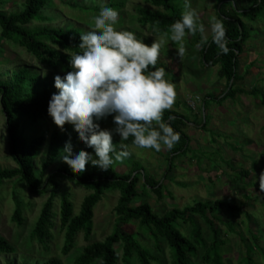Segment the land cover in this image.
I'll return each mask as SVG.
<instances>
[{"label":"rangeland","instance_id":"obj_1","mask_svg":"<svg viewBox=\"0 0 264 264\" xmlns=\"http://www.w3.org/2000/svg\"><path fill=\"white\" fill-rule=\"evenodd\" d=\"M25 0H0V12L6 14L21 13ZM108 1L123 2V7L118 10L119 21L115 25L118 30H129L143 36L147 44L151 45L157 38H164L167 43L161 49L159 62L167 71L166 78L175 84L177 107L172 109L186 118L189 122L183 129L188 138L187 151L173 159V168L163 179L170 158L169 149L162 148L157 152L154 149H143L136 146H124L119 134H113V143L117 151L127 150L131 155L123 161H116L112 167L117 174H128L133 169H142L147 176L156 181H163V198L157 200L154 192L147 189L143 195L136 197L135 206L147 202L154 212L163 215L177 208L182 209L193 205L196 201L224 200L231 205L239 206L249 217L240 216L231 219L224 209L215 213L220 219L214 221V226L221 230L222 238L226 241L223 247L225 264H243L247 255V247L258 242L264 249V190L259 187V175L264 172V109L258 98L249 95H238L234 99H227L222 103L208 101L209 98L221 95L225 91L226 82L221 79L218 65H204L191 36L187 35L183 41L186 53L181 59L177 52L179 42L171 41L170 34L157 35L155 31L141 27L136 18L137 7L151 8L142 0H48L47 6L41 14L46 19L42 22H33V27H59L78 28L82 32L95 30L94 17L98 12L85 13L80 7H98L101 9ZM183 12L184 0H172ZM217 0H191V6L199 16V21L205 25L208 39L212 37L210 21L218 17L216 9ZM152 9V8H151ZM250 33V39L244 44L243 53L238 57L237 69L242 79L236 83L246 91L253 87L260 92L264 89V15L256 21L243 19ZM199 33V32H198ZM200 34V33H199ZM201 35V34H200ZM27 70L32 76L39 79L51 78L54 75L64 74L54 71L37 63L33 57L26 54L12 42H4L0 37V81L6 82L12 73ZM30 78L28 77L27 80ZM203 100L206 107L203 108ZM110 118V119H109ZM206 121L203 126L202 122ZM18 132L28 143L37 136L51 134L56 126L52 119L41 118L32 122L27 118L17 116ZM101 128H114L113 116L99 121ZM73 144V153L82 149L85 144L78 137L72 124L66 123L63 128ZM121 145L124 146L121 149ZM47 142L41 148L35 159L37 172L45 158ZM62 153V151H61ZM61 153L46 174L54 172L65 162ZM91 153L95 155L92 148ZM16 163L9 153L8 138L5 127L4 115L0 105V168H15ZM104 172L99 166L88 164V174ZM250 172L249 177L241 175V171ZM141 174V173H140ZM133 175V173H132ZM62 191H68L73 212L77 215L80 211L82 199L88 192L83 186L75 182L59 179ZM144 179L139 177L136 189L142 192ZM166 191L170 195L166 194ZM13 193L20 201L24 222L16 226L11 221L15 203ZM48 193L30 195L26 187L18 179L3 180L0 183V236L6 239L16 250L14 254H0V264H21L23 260L29 264L44 261L49 257H57L64 264H71L77 255L88 243L102 241L111 232L116 223L114 207L118 201L117 191L107 190L101 201L94 208L93 232L89 242L82 234L76 239L74 249L67 256L60 255L63 234L60 232L58 217L53 219L54 228L49 242V253L46 254L36 244L30 243V233L38 216L40 208ZM60 199H54L52 212L59 215ZM223 221V222H221ZM229 222L233 231H229L224 222ZM133 222V223H132ZM120 226V230L133 235L142 245L150 250L159 262L153 264H171L170 252L165 243H160L162 253H156L154 243L146 235V228L139 222ZM197 224L206 242H209L210 233L207 226L200 219ZM178 228L177 225H175ZM190 228L185 226L184 232L188 234ZM182 232V231H181ZM183 233V232H182ZM208 244V243H207ZM121 255V251H119ZM250 257L254 264H264L257 248L253 249ZM135 259V258H134ZM200 264L199 260L197 261ZM118 264H122L119 260ZM136 264V260L132 261Z\"/></svg>","mask_w":264,"mask_h":264},{"label":"trees","instance_id":"obj_2","mask_svg":"<svg viewBox=\"0 0 264 264\" xmlns=\"http://www.w3.org/2000/svg\"><path fill=\"white\" fill-rule=\"evenodd\" d=\"M142 2L152 9L137 7L136 20L138 24L143 28L147 27L155 31L157 35L170 34V25L180 19L182 15L179 7L172 0H142ZM47 4L48 0H25L21 13L0 12V37L4 42L14 43L33 57L37 63L65 75L72 70L71 55L82 51L79 44L81 42L80 35L84 32L78 28L65 29L47 26L31 28L33 22L46 20L41 11ZM106 5L120 10L124 4L123 2L108 1ZM80 9L86 14L96 13L100 10L98 7H80ZM216 9L219 19L223 21L227 30L230 51L223 54L212 41V37L208 39V43L199 47L203 64L218 65V74L226 82L225 91L219 96L209 98L208 101L222 103L227 99H234L238 95H249L258 98L264 109V89L260 92L254 87L250 91L236 87V83L242 79V75L238 73L237 69L238 57L243 53L244 44L250 39L249 30L243 19L256 21L264 15V0H217ZM188 35L191 36L195 46L200 44L201 35L198 32ZM136 36L137 39H142L147 44V40L143 36L138 34ZM155 67H164V65L158 61ZM150 70H154L152 66H150ZM54 76L39 79L35 75L32 76L27 70H20L12 73L8 81H0V105L5 120L9 153L16 163L15 168H0V183L3 180L16 178L24 184L30 195L48 193L31 230L30 243L36 244L46 254L49 253V242L54 228L53 219L56 216L60 232L63 234L60 247L61 256L70 254L79 234H82L84 240L89 242L93 232L94 208L101 201L104 193L107 190H112L119 193L118 201L114 207L116 223L113 231L102 241L88 243L73 257L71 264H118L119 260L122 264H132L133 260H136V264L158 263L159 260L138 239L120 230V226L128 225L132 221H137L146 228V235H149L154 243L156 253H162L160 243H165L170 252L171 264H198V260L200 264H225L223 247L226 241L222 238L221 230L214 226L215 220L220 221L215 213L224 209L231 219L240 216L248 218V213L244 212L241 207L233 206L221 199L215 200L213 203L196 201L193 205L182 209L174 208L163 215H158L147 202L135 206L136 197L143 195L147 189L155 193L157 200H161L165 188L163 181H156L153 177L147 176L142 169H133L128 174H117L111 166L101 174H96L94 170L89 175L88 165L83 173H76L65 162L54 172L46 174L61 153L68 134L56 125L49 137L37 136L27 143L18 132L17 116L27 118L32 122L41 118L52 119L47 109L51 95L58 92L54 86ZM28 77L29 80H27ZM206 103L207 101L203 100L204 109ZM174 105L177 107L180 104L175 100ZM163 120L179 132L181 137L180 141L169 150L170 158L163 175L165 180L173 168L174 157L181 156L187 151L189 142L183 129L189 122L173 110H165ZM202 124L206 125V121ZM45 142H47L45 158L37 172L35 159ZM121 142L124 146H136L132 137L121 140ZM82 149L90 153L92 150L86 144ZM141 175L144 185L142 192L138 193L136 186ZM241 175L249 177L250 172L244 170L241 171ZM59 179L75 182L88 192L82 199L77 215L73 212L70 194L68 191H62ZM166 194L170 195L168 191ZM12 196L15 206L11 221L19 227L24 222L22 206L14 193ZM57 197L60 199L59 215L52 212L54 199ZM197 219L202 220L207 226L210 233L209 242H206L203 232L197 224ZM224 224L229 231H233L229 222L225 221ZM185 226L190 228L188 234L184 232ZM252 248H257L259 256L264 261V249L259 246L258 242H254ZM252 248L247 247V255L243 259V264H254L250 257ZM119 251H121V255ZM15 252V248L0 236V254L11 255ZM21 264L29 263L23 260ZM35 264L64 263L57 257H49L42 263L37 261Z\"/></svg>","mask_w":264,"mask_h":264},{"label":"clouds","instance_id":"obj_3","mask_svg":"<svg viewBox=\"0 0 264 264\" xmlns=\"http://www.w3.org/2000/svg\"><path fill=\"white\" fill-rule=\"evenodd\" d=\"M184 9L181 18L170 25V39L179 42L177 54L181 59L186 53L183 41L188 34H201L197 47L208 43L205 25L199 21L191 0H184ZM119 15L117 9L103 6L94 17L95 30L80 35L82 51L71 55L72 70L63 77L54 76L58 92L49 100V116L62 130L66 123L72 124L78 137L95 152L93 155L81 149L72 154L71 140L65 142L61 158L76 173H83L89 163L107 170L131 155L127 150L117 151L114 133L121 140L132 137L139 148L157 152L164 147L171 150L181 138L163 120L165 110L172 109L175 103V84L166 78L165 67H155L167 41L156 38L148 45L134 32L118 30L115 25ZM210 26L212 41L227 54L230 49L223 21L212 17ZM109 115L113 116L114 128H101L99 121ZM256 179L264 190V172Z\"/></svg>","mask_w":264,"mask_h":264}]
</instances>
